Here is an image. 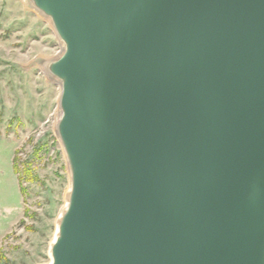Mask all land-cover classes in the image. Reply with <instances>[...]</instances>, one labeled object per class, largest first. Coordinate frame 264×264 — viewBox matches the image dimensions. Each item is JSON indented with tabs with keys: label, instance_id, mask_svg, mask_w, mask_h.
<instances>
[{
	"label": "water",
	"instance_id": "1",
	"mask_svg": "<svg viewBox=\"0 0 264 264\" xmlns=\"http://www.w3.org/2000/svg\"><path fill=\"white\" fill-rule=\"evenodd\" d=\"M25 1L60 43L49 264H264V0Z\"/></svg>",
	"mask_w": 264,
	"mask_h": 264
},
{
	"label": "rangeland",
	"instance_id": "2",
	"mask_svg": "<svg viewBox=\"0 0 264 264\" xmlns=\"http://www.w3.org/2000/svg\"><path fill=\"white\" fill-rule=\"evenodd\" d=\"M59 51L25 0H0V264L50 263L69 178L55 135L59 88L42 64Z\"/></svg>",
	"mask_w": 264,
	"mask_h": 264
},
{
	"label": "bare ground",
	"instance_id": "3",
	"mask_svg": "<svg viewBox=\"0 0 264 264\" xmlns=\"http://www.w3.org/2000/svg\"><path fill=\"white\" fill-rule=\"evenodd\" d=\"M57 118H58V115H57ZM57 118H56V120H57Z\"/></svg>",
	"mask_w": 264,
	"mask_h": 264
},
{
	"label": "trees",
	"instance_id": "4",
	"mask_svg": "<svg viewBox=\"0 0 264 264\" xmlns=\"http://www.w3.org/2000/svg\"><path fill=\"white\" fill-rule=\"evenodd\" d=\"M21 192H23V190L21 189Z\"/></svg>",
	"mask_w": 264,
	"mask_h": 264
}]
</instances>
